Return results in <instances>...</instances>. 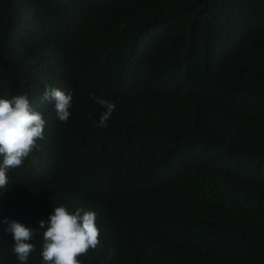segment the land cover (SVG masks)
I'll return each mask as SVG.
<instances>
[{
	"label": "trees",
	"instance_id": "trees-1",
	"mask_svg": "<svg viewBox=\"0 0 264 264\" xmlns=\"http://www.w3.org/2000/svg\"><path fill=\"white\" fill-rule=\"evenodd\" d=\"M25 93L44 139L0 221L36 231L27 264L60 205L97 214L81 264H264V0H0V98Z\"/></svg>",
	"mask_w": 264,
	"mask_h": 264
},
{
	"label": "clouds",
	"instance_id": "clouds-1",
	"mask_svg": "<svg viewBox=\"0 0 264 264\" xmlns=\"http://www.w3.org/2000/svg\"><path fill=\"white\" fill-rule=\"evenodd\" d=\"M45 99L55 102L58 119L67 122L71 113V90L65 92L55 87H47ZM105 111L96 127H106L107 121L115 110V104L103 98H97ZM46 121L42 113L31 105L27 93L15 94L11 98H0V194L8 190L7 173L23 165L24 160L34 151L40 150L38 141L44 139ZM96 212L84 208L75 212L65 205L52 209L47 221L41 220L39 228L44 229L40 251L42 264H81L79 256L86 254L99 244V229L96 224ZM5 235L13 241L12 251L21 264H27L30 254L35 250L31 243L36 231L33 227L5 218Z\"/></svg>",
	"mask_w": 264,
	"mask_h": 264
}]
</instances>
